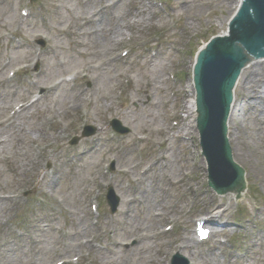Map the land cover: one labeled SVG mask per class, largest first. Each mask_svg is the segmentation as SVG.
Returning <instances> with one entry per match:
<instances>
[{"label":"rangeland","instance_id":"rangeland-1","mask_svg":"<svg viewBox=\"0 0 264 264\" xmlns=\"http://www.w3.org/2000/svg\"><path fill=\"white\" fill-rule=\"evenodd\" d=\"M135 1L0 0V103H5L0 104V121L10 120L0 125V264H58L62 259L69 260L65 264H170L181 252L184 231L197 238L196 223L213 213L208 200L202 204L194 199L193 184L205 199L216 195L226 204L221 211L228 208L222 223L212 228L216 236L193 249L216 254L219 263L213 256L188 254L193 262L264 264V175L244 165L249 174L246 197L220 191L210 185L207 163L202 165L206 158L200 136L174 137L190 120L184 103L194 84L191 63L203 45L229 29L224 19L233 9L205 8L190 17L180 7L185 0H144L156 16L143 24L135 20ZM93 11L99 16L91 23ZM122 14L127 40L108 45L118 50L104 56L90 30L102 16L117 21ZM124 52L126 56L109 63L116 72L110 71L111 80L96 92L93 79L84 73ZM106 66L92 76L104 73ZM17 69L21 71L9 79L8 72ZM155 70L164 84L155 85ZM36 85L51 90L42 94ZM154 85L156 90L144 92ZM83 90L85 102L74 106ZM20 102L29 108L11 116ZM114 120L127 131L117 130ZM172 154L179 162L175 170L159 163L143 173L160 158L169 164ZM256 157L264 174V161ZM134 165L138 168L132 173ZM109 188L118 198L115 211L107 202ZM136 191H141L137 198L146 191L160 195L169 221L153 220L152 211L160 213L159 206L134 203L142 220L125 230L121 198ZM84 222L88 229L80 231ZM137 230L152 238L136 241ZM70 242L83 243L82 248L74 250ZM140 243L147 252L140 251ZM106 257L111 258L108 263L103 262Z\"/></svg>","mask_w":264,"mask_h":264},{"label":"bare ground","instance_id":"bare-ground-1","mask_svg":"<svg viewBox=\"0 0 264 264\" xmlns=\"http://www.w3.org/2000/svg\"><path fill=\"white\" fill-rule=\"evenodd\" d=\"M140 2V3H139ZM106 4H109L112 6L117 5L118 3H112L108 2ZM233 4H236L235 7H233ZM226 7H225V6ZM108 6L106 5L105 8ZM134 7L136 8L134 17H136L135 20H137L143 24L152 21L156 14H154L152 11H150V7L146 6L144 3V0H138L135 1ZM180 7H183L186 9L188 13H190V17H195L196 15H201V12L206 8L208 10H213L214 8H220L223 9L225 12L226 10H229V8L233 9L228 12V15L225 17V22L228 24L229 29H226L223 32H220L219 35H216L215 37L219 38H225V40H228L227 38L233 34V24H235L236 17L239 13H241L244 9H248L247 11L250 13H256L249 3L248 0H185L182 4H180ZM104 8V9H105ZM240 8V11L237 14L238 9ZM182 9V8H181ZM219 10V9H218ZM101 11V10H100ZM98 11V12H100ZM103 12V11H102ZM121 12V11H120ZM99 14L95 11L91 12L90 17L88 20L92 23L93 20L98 17ZM127 17H132L133 14H130L126 12ZM122 14V17L117 19H108L105 15L102 16L99 21L96 23V26L92 28L90 33V38L92 37L95 40L94 45L95 46H103L104 49H102L101 53L104 54V56L112 57L115 54L116 50L118 48L111 49L113 46L126 42L127 38L124 34V25H125V17ZM88 20L86 19V22L88 23ZM219 21H222L221 18H218ZM194 24H190L189 27L192 28ZM211 27H216L215 22L211 21ZM232 33V34H231ZM112 42V43H111ZM113 44V45H112ZM230 46H232V50L235 52L241 53L243 56V67L241 68V71L239 73V76L236 80V83L233 88V98L230 105V111L226 120V142L228 144V147L232 154L233 162L238 166V168H241L242 171H244V165H249L251 168L254 167V171L261 172V175H264L262 170L258 168V164L256 161L254 162V158L257 159L260 158L262 161H264V40L263 39H256L254 43L251 44V48H249L241 39L238 38H232L230 41ZM108 45H112V47H107ZM107 47V48H106ZM118 47V46H116ZM111 49V50H110ZM207 49V45H203L199 49L198 56L201 52L205 51ZM150 53H154V49L149 51ZM96 54V51L94 52ZM122 56H126L120 54L117 55V58H107L105 61H99L98 65L91 66L89 68V72L84 73V77L89 78L91 77L94 81V88L96 89V92L98 91L99 84H106L110 71H115L116 68L109 70V64L110 62H117ZM157 56V55H156ZM154 58V57H153ZM198 61V57L196 59V62ZM11 63H9L10 65ZM107 65V66H106ZM196 63H191V67H195ZM106 68V71L104 70V73L93 75L92 73L94 70L97 72L100 70H103V68ZM155 85L156 84H164L165 78L161 77L158 70H155ZM95 74V73H94ZM79 73H76V77ZM107 75V77H106ZM111 80V79H110ZM36 84V83H35ZM57 85V84H56ZM55 85V86H56ZM149 87V89H145L144 92L156 90L157 86ZM160 87V86H159ZM35 88V86H34ZM54 88V87H52ZM191 95L190 99L184 103V109H186L187 116L190 118V120H187L183 124L179 126V131L177 134H174V137H179L181 139H190L191 134L199 135L198 134V120L200 118V111L197 108V94L195 91L194 84L191 85ZM36 89L39 90V93L46 94L48 93V90L50 88L45 87L43 85H36ZM51 90V89H50ZM49 90V91H50ZM84 90L82 91V94L78 95V98L74 100V106L80 104L81 102H85V96H87ZM150 101L152 98H149ZM148 99V100H149ZM35 102L31 103L33 105ZM5 104L3 101L0 103ZM158 105H156V108ZM20 108L21 112L23 109H28V105H22ZM1 110V108H0ZM18 111L14 112V117ZM187 117V118H188ZM151 119H153L152 116H150ZM10 120L5 119L0 121V125H3L5 123H8ZM2 133V131H0ZM162 161V162H161ZM165 158H160L159 160H155V162L151 165L150 168H148L146 171H143L144 174H148V172L153 169V167L157 166L159 163L166 165H170V169L173 171L175 170V166L177 165L178 159L175 154H172V158L169 160V164L165 163ZM259 161V160H258ZM185 164H188L185 162ZM203 167H206V160H202ZM138 165H134L131 169V172L134 173V170H137ZM253 170V168H252ZM162 170L159 169V172ZM241 171V170H240ZM120 173L128 174L126 170H120ZM248 173L241 172L240 177L238 181L232 185L231 187H228L224 189L223 191L226 192H232L234 196L240 195L241 197H246V192L244 189H242V186L247 185V179H248ZM257 175V174H256ZM259 178V177H258ZM195 179V178H193ZM196 185L191 186V190L193 192V197L196 200H201L200 203L204 204L206 200L210 203V207L208 208V211H210V208L213 207V213L208 214L206 217L202 218V221H204L207 225L213 228L214 225L218 223H222L224 217V213L228 211V208H224L223 211L221 209L226 206V204H221L222 202L219 201L218 197L216 195H211L207 199H205V195H203V191H201L198 188H195ZM122 188V189H121ZM116 191V189H115ZM118 191H123V187L121 186L118 188ZM117 192V191H116ZM141 191H136L135 193H132L131 197L126 196L125 198H121L122 202L124 203V209L125 212L123 213L125 216H123V221H125L126 228L125 230H130L131 222L138 223L139 220H142V215L138 214L136 211V207L133 206L134 203L137 204V206L145 205L147 208H151L154 206L160 207V213H156L152 211V217L154 218V221H160L162 218H164V221L168 220V218H165V214L169 213L166 207V203L164 199L161 198L160 195L157 193H154L152 191H146L142 192L140 195V198H137V193H140ZM208 206V205H207ZM217 207V209H215ZM151 217V215H150ZM145 222H150L148 218L144 220ZM169 221V220H168ZM230 222H227L226 224H229ZM244 226V225H243ZM242 226V228H244ZM81 229L80 231H86L88 229L87 224L85 222L81 224L79 227ZM227 232V229H222V233ZM136 237V241H141L144 243V240L152 238L151 235L145 234L142 230H137L133 234ZM158 234L155 233V236ZM215 232L212 231L211 234V240L215 237ZM209 239V240H210ZM92 239H89L86 244H90V241ZM208 240V241H209ZM181 243L183 246H181V252L184 255H187L190 259L191 264H199L194 263L192 258H190V255H197L199 253L200 257L202 259H206L210 256H213L214 260L219 263L218 256L216 254H212L209 252H197L193 249L197 248L199 245V240L196 239L189 230L184 231V234L181 237ZM141 244V243H140ZM83 243H78L73 245L71 242L68 245V247H72L74 250H79L82 248ZM218 244L212 246L217 247ZM87 246V245H86ZM90 247H94L91 246ZM214 249H210L212 251ZM140 251L147 252V247L144 245H140ZM179 253V254H180ZM199 257V256H198ZM194 258V257H193ZM104 263H108L111 259L110 257L103 258ZM120 261V260H118ZM120 262H123L121 260ZM128 263V262H127Z\"/></svg>","mask_w":264,"mask_h":264},{"label":"water","instance_id":"water-1","mask_svg":"<svg viewBox=\"0 0 264 264\" xmlns=\"http://www.w3.org/2000/svg\"><path fill=\"white\" fill-rule=\"evenodd\" d=\"M36 1L38 0H31L32 3ZM248 1L256 13H250L248 9L239 13L233 24V34L231 33L228 40L222 37L212 38L207 49L197 56L198 61L194 67V87L197 108L200 111L198 130L201 147L207 161L210 183L220 191L234 185L241 172L243 173L233 162L226 142V120L233 98V88L243 67V56L232 50L230 41L238 38L251 48L256 39L264 40V0ZM113 123L117 130L127 131L118 120ZM76 142L77 138L73 140V143ZM244 188L243 185L242 189ZM107 198L111 209L115 211L118 199L113 191L109 192ZM172 264L189 262L181 254H176Z\"/></svg>","mask_w":264,"mask_h":264}]
</instances>
